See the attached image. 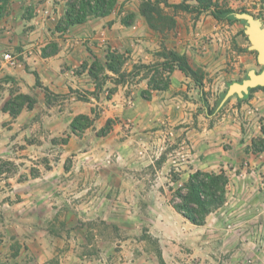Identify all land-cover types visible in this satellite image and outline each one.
<instances>
[{"label":"crops","instance_id":"crops-1","mask_svg":"<svg viewBox=\"0 0 264 264\" xmlns=\"http://www.w3.org/2000/svg\"><path fill=\"white\" fill-rule=\"evenodd\" d=\"M58 1L11 0V6L0 16V20L4 22L17 20L22 26H25V22L26 25H33V28L26 30L25 40H13L15 45L27 43L26 47H32L40 42L35 40L39 37L46 38L41 47L49 43L55 44L56 50H47L49 54L46 56L38 52L37 55L26 58L24 67L6 68L0 72L2 84L10 85L13 82L19 92L34 98L33 107H25L21 112L31 115L46 112V116L51 119L49 122L45 121L49 123L43 128L45 130L35 132L34 136L44 139L42 134L45 133L50 137L44 139L46 144L63 147L65 156L81 151H84L83 155L89 154L75 156L73 164L68 168L64 166L66 158L62 155L60 162H57L58 166H54L48 174L51 177L60 175L67 182V187L58 193L68 198L80 197L81 202L91 197L94 207L85 205L87 207L84 208V205H78L77 211L71 206L62 211L57 207L52 217L60 219L66 232L62 231L57 237L48 235L45 239L42 238L40 244L45 245L44 254L38 251L36 253L34 245L39 244V238H33L34 242L30 245L32 251H35V264H151L143 255L136 254L135 249L131 251L132 245L127 244V240L123 241L125 248L121 251L112 250L110 246L114 240L111 239L108 250L84 253V246L101 242V236L96 230L88 237L83 232H74L76 224L72 217L77 223L98 219L104 220L105 224L127 228L129 224L123 223L126 221L122 216L133 212L134 199L147 197L155 190V181L150 178V174L154 172L157 180L168 171L165 168L170 164L168 157L171 153L167 149L173 143L169 142L172 137L168 138L171 133L174 142L186 148L188 158L182 168L186 169L183 175H187V178L198 169L210 172L225 170L229 175V182H248L247 188L250 185L256 186L258 176L255 173L259 164L264 165V161L259 162L258 159L263 157L264 149L258 151L253 146V138L264 137V133L262 125H258V118L245 113L264 112V90L249 91L246 97V94L243 97L233 95L226 106L221 108L223 104H220L214 111L230 113L212 125L202 127L200 124V129L196 127L197 122L203 115L211 116L208 112L214 109L218 101L215 103L210 97L206 98L203 91L208 88L205 85L201 88L179 68L168 72V87L164 90L153 89L148 78H143L135 84H119L110 98H104L102 89L114 86L115 78L111 77L102 88H97L98 81L88 69L95 59L106 57V46H103L102 41H108L112 49H118L122 53L131 51L134 62L141 60L146 64H153L165 60L160 54L164 52L166 45L163 36L151 28L144 16H137L138 23L135 25L124 24L115 14L116 9L105 17L91 16L86 22L71 26L67 31H57L55 26L66 9V1H61V4ZM254 1L264 18V0ZM189 2L196 3L195 0ZM192 14L198 17L195 38L189 44L187 40L180 38L175 44L177 46L172 48L181 54H187L193 67L204 71L203 82L211 78L219 87L225 82H241L245 73L248 75L250 70L255 69L253 64L256 54L252 52L255 50L250 48L249 39L242 33L246 27L239 22L218 20L210 11ZM211 18L216 19V22L213 23ZM4 22L0 21V25L10 28ZM45 24L51 25V29L45 28L43 31ZM13 25L15 27L14 23ZM18 26L16 30L0 33V43L9 42V36L4 35L10 33L16 37L23 36L15 34L17 29L21 30V25ZM209 35L212 36L211 41L207 39L210 43L205 38H210ZM137 37L141 39L134 46ZM33 40L36 42L30 43ZM230 40L237 49L231 48ZM1 46L2 44L0 48ZM2 50L0 49V53ZM35 73L41 81L40 85L37 84ZM145 90L150 91L149 96L143 94ZM219 91L224 92L222 88ZM97 105L102 106L105 113L95 120L91 129H86L79 135L74 134L70 128L73 117L79 114L94 116L95 112H101ZM108 118L116 119L111 130L105 136L95 134ZM64 133L70 134L68 142L57 143L54 138ZM185 142L188 144L183 146ZM141 150H144L142 156L138 154ZM175 150L177 149L173 151ZM108 152L114 154L113 158L105 156ZM248 160L257 165V171L253 165L252 172L236 174L234 170ZM50 190L48 194L57 192ZM161 206L163 213L170 214L168 218L183 216L173 204ZM153 210L158 211L157 207ZM57 214L60 216L57 217ZM184 219L192 224L191 244L195 254L207 260L211 256L208 245L211 250L213 239L203 233L201 237L199 235L208 223L198 225L191 223L186 217ZM165 224L169 222L165 220ZM77 229L81 230V227ZM88 239L91 241L87 242Z\"/></svg>","mask_w":264,"mask_h":264},{"label":"rangeland","instance_id":"rangeland-1","mask_svg":"<svg viewBox=\"0 0 264 264\" xmlns=\"http://www.w3.org/2000/svg\"><path fill=\"white\" fill-rule=\"evenodd\" d=\"M61 1L66 0H59L58 4H61ZM168 1L170 3L175 2V0ZM216 2L223 7H232L235 9L246 8L256 17H261L262 11L259 10V6L254 3V0H216ZM9 6H11V0L3 10L0 9V16ZM115 9L117 17L121 18L122 22L126 25L137 24L138 21L136 17L143 16L140 11V0H118ZM163 13L174 18L176 21L174 27L156 30L162 34L166 44L164 52L174 50L172 47L177 46L175 44L180 38L187 40V44L195 38L198 21V17L195 14L182 10L175 11L172 7L167 6L163 7ZM0 21L4 22L3 20ZM214 22H216V19H213V23ZM235 22H239L243 27H246V21ZM5 23L8 22L5 21L4 25ZM8 24L10 28L9 26H2V28H0V33L16 30V27L18 28V25H21L22 31H18L19 29H17L15 34H23V36L16 37L13 33L4 35V37L9 36L7 38L9 42L0 43L2 44L0 49H3L0 53V62L4 53L12 52L14 55L18 56L19 64L15 66L1 65L0 72L6 68L24 67L27 57L35 56L38 52L43 54L44 48L49 51L55 48V44L52 43L44 47L40 46L46 42L45 37L35 39L40 42L37 44L35 43L32 47H26L25 45H27V43L15 45L13 40H20V38L25 40L24 34H26V30L33 28V25H26L27 23L25 22V26H22L21 22H17V20H14V22L11 21ZM45 28L50 30L51 25L45 24L43 31ZM233 30H235V28H233ZM205 38L211 41L212 36L210 38ZM139 39L141 38L139 37L138 40L135 39L136 44H134V46L139 44ZM35 40L30 43L36 42ZM209 41L208 43H210ZM102 44L106 46L105 56H107V52L113 49L106 40L102 41ZM230 46L232 49H237L233 46L231 40ZM29 49H32V54L27 53ZM122 54L126 56V62L122 67V72L126 75L124 76L125 78L120 77L121 80H123L120 84H125L126 82L130 83L129 85L132 83L135 84L143 78H148L150 84L151 79L155 75L154 71L142 70L140 73L131 76V72H136L134 66L144 62L141 60L134 62V60L131 59V51ZM106 58L107 57H103L102 59L97 58L95 60L105 65ZM92 63L88 66L89 72ZM82 66H85V64ZM253 67L258 72L263 68V66L257 62V55H255ZM105 75L112 76V78L114 77L115 79L119 78L117 74L109 70H102L99 72V78L103 86L108 79H111L104 78ZM247 76V73H245L241 79ZM160 77L168 80V71H162ZM1 81L2 79H0V264H35V251H32L30 245L34 242L33 238L35 240H37V237L39 238V244L34 245L36 253L38 251L44 254L46 250L45 245L40 244L42 242L41 239H45L48 235L57 237L61 235L62 231L66 232V230L62 228L60 219L52 217L57 207H59L61 211L68 206H71V208L75 207V211H77L76 206L78 207V205H84V208L87 206L94 207V204L91 202V197L85 198V202H83V200L81 202L82 198L80 197L68 198L58 193L61 192L63 188L67 187V182H65L60 175L51 177V175L48 174L54 166H58L57 162L63 156V158H66L64 166L68 168L73 164L75 156H88L89 154L83 155L84 151H81L72 154L69 153L68 156H65V154L63 155V147L46 144L44 139L50 137L45 133L42 134L44 139L34 136L35 132L44 131L45 129L43 128H45V125L49 124L45 121L48 120L49 122L51 119L46 116V112H36L34 115L28 112H21L25 107L32 108L35 103L34 98L29 94L25 95L30 96L34 100L32 107L29 106L28 101H25L21 111L16 115L13 114V112L10 111L12 103L18 101V96L24 93L19 92L15 83L11 82L10 85H4ZM113 83H115V80ZM118 85L115 83L114 86H107L102 89L104 98H110L117 90ZM204 85L208 89L204 90L203 94L206 98L210 97L215 103L222 94L219 88L226 91L229 87L227 82L221 84L222 87H219L211 78L204 81ZM143 94L148 96L150 91L145 90ZM226 104L227 103L221 105V108L226 106ZM97 107L101 109V112H95L94 116L79 114L73 117L70 128L74 134L79 135L86 131V129H91L95 120L105 113L103 112L104 108L102 106L97 105ZM227 113L230 112H214L209 117L203 115L197 122L196 127L200 129V124H202V127L205 125H212L216 121L222 119ZM245 114L258 118L260 122L258 125H262L261 130H263L264 133V122L262 121V119H264V112H246ZM245 114H243V117ZM80 115L88 116L90 118V124L75 131L72 127V123L74 119ZM115 120V118H108L105 125L95 134L98 136H105L111 130ZM82 122L86 123L87 121L83 120ZM69 136L70 134L64 133L58 138H54V140L59 144H66L69 140ZM170 136L172 139L169 140V142L173 143H170L167 149V152L171 153L168 157L170 158V164L165 168V170L168 171L157 180H155L154 172L150 174V178L155 181V190L147 197L134 199L135 207L132 209L133 212L126 213L122 216L126 221L123 223L129 224L127 228H120L114 226V224H105L104 220L98 219H88L77 223V221H75L76 219L72 217L73 223L76 224L74 232H83L88 237L89 234L92 236L93 230H96L101 236L99 237L101 238V242H94L95 245L92 246H90V243L86 244L83 249L84 253L93 251L104 252L109 249V245H111L109 242L113 239V245L110 246L113 251L123 250L125 248L123 241L127 240V244L132 245L131 251L135 249L136 254L143 255L146 260L151 261V264H264V165L259 164L260 167L257 171V165L252 164V161L248 160L247 162L244 161L240 167L234 170L236 174L240 175L241 172L250 173L253 171L252 167L254 165V170L257 171L255 174L258 176L255 181L256 186L252 187L250 185L249 188H247L248 182H231L230 180L227 186L228 191L225 203L207 215L205 223H208V226L203 227V230L201 229L202 231L199 237H201L203 233L213 239L211 250L208 245V252L211 256L207 260H203L199 255L195 254L192 248V224L187 223V220L184 219L185 216L181 212L180 213L184 217H176L174 219V217L168 218L170 214L167 212L163 213L162 211V204L165 206L173 204L174 206L175 201H180V197L177 196V190L180 188L183 189L185 183L190 178H187L185 174L183 175L186 169L182 168L188 158L185 152L186 148L174 142L173 133L168 134V138ZM253 139V146L256 147L258 151L264 149V137H255ZM39 142L42 144H39ZM187 142L182 145H187ZM174 149L177 150L173 151ZM143 151L144 150H141L138 154L140 156L144 155ZM105 156L111 159L114 154L108 152ZM258 160L259 162L260 160L264 161V154L263 157H259ZM166 175L167 177H164ZM240 178H242V176ZM252 182L253 181H251V183ZM50 189L57 190V192L48 194L49 191H51ZM105 200H107V198H105ZM101 201L102 198L99 200V204ZM156 207L158 211L153 210ZM58 215L60 216V214H57V217H59ZM165 220L169 222V224H165ZM77 227H81V230L77 229ZM206 228H208V230ZM89 241L91 240L88 239L87 242ZM43 242H45V240ZM160 253L162 254V259L159 256Z\"/></svg>","mask_w":264,"mask_h":264},{"label":"trees","instance_id":"trees-1","mask_svg":"<svg viewBox=\"0 0 264 264\" xmlns=\"http://www.w3.org/2000/svg\"><path fill=\"white\" fill-rule=\"evenodd\" d=\"M10 0H0V9H4ZM190 0H182L179 3H170L168 0H140V11L145 17L149 25L154 30L165 29L168 27H174L176 21L174 18L167 16L163 13V7H172L175 11L182 10L186 12L196 13L197 15L210 11L212 15L218 20H227L230 23L235 21H242L236 18V12H250L246 8L234 9L232 7H223L216 2V0H195L193 4ZM118 0H66V9L64 16L56 25L57 31H67L71 26L82 24L86 22L91 16L105 17L110 15L116 8ZM1 10V11H2ZM242 33L246 36L244 30ZM53 49L52 51H55ZM50 51V52H52ZM257 55L256 51H252ZM49 54L47 49H43V55ZM164 56L165 60L158 64H139L134 66L135 73L131 72V76L140 73L142 70L154 71V76L151 79L150 86L153 89L164 90L168 87V80L160 77L162 71L172 72L174 68L181 69L187 76L192 77L195 82L203 88L204 86V71L202 69H196L190 62L187 54L179 53L175 50L160 53ZM105 65L101 64L100 61L95 60L90 68V73L95 77L97 82V88H102L103 83L100 82L99 72L109 70L119 76L115 79V83L120 84L121 78H125L126 75L122 72V67L126 62V56L120 53L118 50H109L107 52ZM37 76V84H41V81ZM112 76L105 75L104 78H111ZM161 78V79H160ZM230 82L228 85H230ZM258 89H263L264 86H257L250 89V93ZM47 90V89H46ZM224 91L214 109L208 113L213 114L217 107L220 106L221 101L225 95ZM48 96L50 95L47 90ZM250 95V94H249ZM149 96V95H148ZM248 94L245 95V97ZM234 97V96H233ZM233 97H230L225 103H228ZM244 97V98H245ZM244 98H238L243 100ZM18 101L12 103L10 109L13 114H17L21 111L25 101L29 102V106L32 107L34 100L25 94L18 96ZM206 101V100H205ZM15 105V106H13ZM89 117L86 115L77 116L72 127L76 131L77 129L84 128L90 124ZM87 121L83 123L82 121ZM229 177L225 170L219 172L196 170L190 175L189 180L185 183L183 189L177 190V196L180 197L179 202H174L175 208L181 212L190 222L198 225L205 223L207 215L215 209L222 206L227 197ZM162 259V254H159Z\"/></svg>","mask_w":264,"mask_h":264},{"label":"water","instance_id":"water-1","mask_svg":"<svg viewBox=\"0 0 264 264\" xmlns=\"http://www.w3.org/2000/svg\"><path fill=\"white\" fill-rule=\"evenodd\" d=\"M236 18L246 21L245 33L251 43L250 48L257 52L258 63L263 66L260 72L252 69L248 76L241 82H233L229 85L221 104H224L230 97L237 94L243 97L251 88L264 86V22L262 18L256 17L250 12H236Z\"/></svg>","mask_w":264,"mask_h":264},{"label":"built area","instance_id":"built-area-1","mask_svg":"<svg viewBox=\"0 0 264 264\" xmlns=\"http://www.w3.org/2000/svg\"><path fill=\"white\" fill-rule=\"evenodd\" d=\"M0 28H2V26L0 25ZM27 53L32 54L33 51L32 49H29L27 51ZM19 64V58L17 55H14L12 52H6L3 54V58L0 62V66L2 65H11V66H15Z\"/></svg>","mask_w":264,"mask_h":264}]
</instances>
